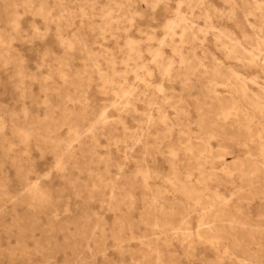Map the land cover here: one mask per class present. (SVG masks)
Returning a JSON list of instances; mask_svg holds the SVG:
<instances>
[{
	"label": "bare ground",
	"instance_id": "6f19581e",
	"mask_svg": "<svg viewBox=\"0 0 264 264\" xmlns=\"http://www.w3.org/2000/svg\"><path fill=\"white\" fill-rule=\"evenodd\" d=\"M3 1L0 23L9 27L0 26V64L13 65L22 100L19 108L0 104V234L16 235L9 254L30 259L27 241L39 235L42 213L60 219L57 176L115 219L105 227L104 216L95 213L91 223L86 211L45 230L81 235L106 264H126L127 253L143 264H264V0H222L224 9L214 0ZM25 22L30 34H21ZM142 26H160L162 35ZM51 31L55 39L45 37ZM87 31L94 42L114 45L100 43L96 51ZM36 37L42 44L29 48L51 68L42 80L13 43ZM78 54L85 55L80 66ZM94 87L108 101L95 98ZM103 137L105 155L98 151ZM35 149H49L54 167L41 169ZM6 160L21 188H13ZM22 205L30 212L20 214ZM52 239H35L41 264L64 249ZM79 245L67 243L75 257L65 264L87 263Z\"/></svg>",
	"mask_w": 264,
	"mask_h": 264
},
{
	"label": "rangeland",
	"instance_id": "374dc122",
	"mask_svg": "<svg viewBox=\"0 0 264 264\" xmlns=\"http://www.w3.org/2000/svg\"><path fill=\"white\" fill-rule=\"evenodd\" d=\"M11 1L12 0H5V2H11ZM101 1H105V0H101ZM75 2L76 1L74 0L71 4H75ZM214 2L219 9H224L226 7L225 3L222 0H214ZM174 3L175 1L173 2V4ZM3 4H4V1L0 0V10L3 8ZM17 9L23 10V7L21 6V4L17 7ZM31 17L32 16L29 15V16H26L25 19H29L31 21L33 20ZM76 21H77L76 23H72L66 27L68 29L64 32L66 36L73 35L72 30L77 28L79 25L78 17L76 18ZM228 24L231 26L233 25V23L230 21L228 22ZM0 26H3L4 28L6 24L0 23ZM37 26L43 29L45 28V24L39 19H37ZM6 27H9V26H6ZM22 28L25 31L23 30L21 34H30V30H32L33 27L30 25V22H25L22 24ZM142 28L146 31L153 32L156 35V37H159L162 35V30L160 26H142ZM144 34L145 33H139L137 31L135 32L136 36H143ZM85 35L91 38L90 43H92L95 46L96 51L101 50V47L99 46L100 43H104L110 46L114 45L113 41L100 40V38L98 42L96 41L94 42L93 36H95V34L92 32L87 31ZM45 37L55 39V32L54 31L47 32L45 34ZM41 41L42 40L39 39V37H36L34 38L33 41L15 40L13 42L16 45L17 52L20 51L21 53L25 55V58L27 59L26 65L28 66L29 71L33 73L32 76L36 77L39 80H42L43 78L49 76L48 74L50 73L51 68H49L48 66L42 65L43 64L42 54H40L35 48L30 49L29 46H31V44L39 46L40 44H42ZM52 45L56 48L58 52L60 51V48L58 47V42L56 40L52 42ZM209 45L216 52L218 56L222 57L221 52L217 48H215L212 42H210ZM84 56L85 55L78 54L76 58L73 60L74 64L76 66H80L85 61ZM54 77L57 78L58 76L54 75ZM17 78H18V75L13 71V65L3 66L2 64H0V104L1 105L10 106V107L15 106L18 108L22 105V100H20L18 96L19 89L16 88V85L14 84V80ZM33 89L35 92L40 91L39 90L40 87L37 83H34ZM199 90H200L199 88H196L195 92H198ZM91 91L92 93H94L93 96L97 99H100L103 97V98H106V101H108V99L110 98L109 95L103 96L102 94H100L96 87H94ZM26 101L28 105L31 104L30 98H27ZM35 106L33 108H39V112L41 114L44 113V109H45L44 105L36 104ZM130 124L135 125L136 122L131 121ZM101 140H102V145L98 147V151L100 152L101 155H105L107 150H109L107 146L108 142H107V139H105L104 137ZM112 148H113L112 151L115 155L116 154L117 156L120 155V153L118 154L115 151L114 147ZM33 152H34L35 157L37 158L43 156L42 160H44L45 163L41 166V169L47 170L48 168L54 167L55 160H54L52 153L49 151V149L45 150L43 153H41L37 149H35V151ZM2 154H3V151H2V148L0 147V161L3 160ZM238 154H242V153L240 151H237L236 155ZM4 163H5V166L8 167L7 170H9L10 176L14 183L13 188H21L22 185L16 181V175L14 173L15 170L10 165L11 164L10 161L6 160ZM54 171L55 170H53V172ZM113 171L117 172L118 170L117 168L113 167ZM53 184H54L53 203L55 206H57V209L61 214L59 216L60 219L55 220L52 215L46 216L44 213H42V218L40 220V226H39V229L37 230V233L39 235L35 237V239H39L42 241H45L47 237H53L52 242L57 240V242H59L60 245H63L64 249H60L52 254L50 264H65L66 261H70L75 257V254L72 253L71 249L68 246L66 247L67 243H70V242H76L81 245V246L79 245V247L81 250H84L82 252L83 253L82 255L84 257V260L87 262L85 264H106L104 262L103 254L101 252H96L94 250L95 249L94 244H92V246L90 247L87 246V242L81 235L72 234L71 231L54 233L51 231H46L45 229L49 228L50 226L49 222L59 221L61 223H64L70 220H75L77 218H80L81 214L86 211L92 214L91 223H94V221L96 220V217H95L96 215L94 214L99 213L102 217L103 216L105 217V221H106L105 227H110L112 225V222L115 219V216H114L115 214L113 212L107 211L106 206L105 205L102 206V203L99 200H92V201L85 202V200L82 197H76L74 190L72 188H67L68 185L64 183L61 180V178H58L57 176L53 178ZM8 204L9 206L11 205V203H8ZM18 212L20 214H27L30 211L27 206L22 205L18 207ZM133 217H134V221L137 223L138 221V210L137 209H135V211L133 212ZM2 221L3 222L5 221L4 224L8 226L12 222V216L7 215L5 217H2ZM68 225L73 227V224L71 223H68ZM139 225L134 227L135 234L137 235L142 233V230L140 229L141 226ZM128 235L129 233L126 234V236ZM15 236L16 235L13 234L10 237V234L1 232L0 242L2 243V248L5 251H3V254L0 255V263L1 264H41L40 262H42L45 259V257L41 256L39 253L37 254L34 252L35 251L34 250V247H35L34 238L29 239L27 241L29 245L28 246L29 251L33 252L32 255H30V259L20 254H18L16 257L9 254V251L6 250V248H11L15 246L16 244ZM108 244L110 246L111 252L114 253L115 257H117L116 249L113 247V240L109 239ZM132 244L134 245V248L136 249L140 248V245H141L139 241H136V240H133ZM137 254H134V256L136 257ZM11 257L12 258L15 257V259L12 260ZM124 258H125L126 264H143L141 261H135L134 260L135 258L130 253H127L124 256ZM77 264H81V263H77ZM180 264H188L186 258H182Z\"/></svg>",
	"mask_w": 264,
	"mask_h": 264
}]
</instances>
